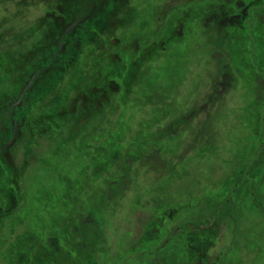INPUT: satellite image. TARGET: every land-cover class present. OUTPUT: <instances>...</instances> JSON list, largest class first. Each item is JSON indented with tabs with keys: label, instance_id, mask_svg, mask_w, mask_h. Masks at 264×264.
<instances>
[{
	"label": "rangeland",
	"instance_id": "rangeland-1",
	"mask_svg": "<svg viewBox=\"0 0 264 264\" xmlns=\"http://www.w3.org/2000/svg\"><path fill=\"white\" fill-rule=\"evenodd\" d=\"M66 2L0 0V108ZM250 2L113 0L83 23L99 34L17 107L20 132L1 130L0 264H29L15 252L52 229L63 247L37 264H196L188 238L209 225L204 264H264V2L250 24L218 12ZM155 147L158 163L127 164Z\"/></svg>",
	"mask_w": 264,
	"mask_h": 264
},
{
	"label": "flooded vegetation",
	"instance_id": "flooded-vegetation-1",
	"mask_svg": "<svg viewBox=\"0 0 264 264\" xmlns=\"http://www.w3.org/2000/svg\"><path fill=\"white\" fill-rule=\"evenodd\" d=\"M112 1L113 0H67L66 5L69 7L68 13H67L68 15L66 16L60 15L59 17L54 15L55 17L53 19L54 22H52L51 24H49V26H47V29L44 32L41 41L38 44L34 45L33 49H30L31 51H34L38 47H41L43 43L47 42V44H44V52L42 53V57L31 66L32 68L31 74H33L32 77L31 76L28 77L29 81L24 83L22 90L18 92V95L16 96V98L11 99V100L8 98L5 99L9 102V105L8 104H6L5 106L3 105L4 107H7L5 110H3L4 107L0 108V122L2 123V125H5L4 121L6 119H9L8 126L2 127V125H0V136H1L2 129L13 134L14 133L13 125L15 126L17 132L21 131V128H22L21 118H17L18 115L21 113V111L17 112L18 110L17 107L18 106L20 107L22 102H25L26 104L27 102L26 100L30 99L31 93L33 91L34 93L36 92V95H37V90L39 88L38 85L41 82V80L44 81L48 78L50 79L51 77L50 73L54 71L58 73L59 72L58 69L61 67V65H62V69L65 67L64 65L73 58V56L69 57L70 54L74 55L76 54V52H78L80 43L83 40L86 39L87 41L90 38H95V36H97L96 32H98L99 34V30L96 29L98 28L97 26L96 28L95 26L93 27L84 26L83 23H88L89 25H91L94 22V20L97 19L95 21V25H96L101 19V11L105 10L108 4L111 5ZM262 2H264V0H252V2H250L248 5L243 4V6L238 12L228 11L226 9V6L224 7L221 6L220 8L222 10L219 8L218 12L224 13V17H225L223 19L224 26H228L230 24H233V26H236V25H239L241 21L245 24H250L247 22V20L251 19V17L253 19H255V17H258V14L255 12L256 3L261 4ZM87 5H89L88 8H87ZM84 13L87 14L88 16L85 15ZM97 17H100V18H97ZM253 23L259 26V24L255 23V21ZM245 24H243V26L247 27ZM249 27H251V25ZM249 32L251 34L254 33L252 27ZM86 43H90V42H86ZM68 57L69 59H67ZM37 80H38V83L36 82ZM2 97H4L3 92L0 93V99ZM27 106L28 107L25 110H28V108L30 107L29 104H27ZM192 112L194 111H191V114ZM14 140L15 139H13L12 141ZM12 141L8 142V145ZM159 149L161 152L160 147L156 148L157 157H154L153 153L148 154V155L147 154L139 155V153L134 151L130 155L131 159L132 158L133 159L130 161L128 160L127 164L129 165L130 163L132 164L135 161H139V160L144 161L150 157H152V159L147 161V163H151L153 161V164H154L157 158H160ZM125 176L126 175L123 171V174H117L115 178H112V180L108 184L109 185H111L112 183L118 184L119 181L123 183V181H125V178H124ZM75 181L76 183L74 184H72V180L70 181V179H68L69 183L65 182L66 184L65 189H67L66 192H72L78 188L77 184L79 183V180H75ZM80 191H82V187ZM69 196L76 197L77 199L79 198V194H76V193H71L69 194ZM108 197H110V195ZM0 206L2 205L0 204ZM94 208H92V210H94ZM0 209H2V207ZM2 217L3 216L0 213V218ZM88 218H89V214H87V216L85 217L80 215L77 220H73L69 223H71L74 226V229L76 231L79 227H84L85 222ZM2 220L3 218L0 220V223H2ZM75 225H77V227ZM98 226L100 228V225ZM202 229H203L202 227L198 228L196 232L198 231L200 233H198V235H190L188 238V242H190V245H189L190 249L196 252V254L194 253L193 255H198L199 257V260L196 262V264H204V261L207 258L208 254H209L208 258L210 259L211 257V254L209 252L206 253L205 251H208L209 232H212L213 228L212 226L209 225L208 233H205ZM57 232L58 231H55L54 229H52L51 232H49L48 237H44V238L36 237L35 235L32 234L31 238L36 241V245H34L33 248L31 249H28V248L26 250L24 249L23 253H21L20 250H17L15 252L16 254L13 256L16 258H12V260H16V261L25 260V261H28L29 264H37V262H40L42 260L41 256L45 255L46 257L44 258L50 261L51 257L55 255L56 250H58L56 249L54 252L49 253V251H51V247H53L54 245L55 247L59 246V249H62L63 247L61 244L62 238L59 232L58 233ZM86 232L87 233L90 232L88 228L86 229ZM202 235L205 238H200V236ZM89 238L90 237L87 235L84 237V240L88 241ZM82 240H80L81 243H82ZM96 240H98V238ZM49 243H50V246H49ZM89 243L90 244L88 245L97 244L95 241H90ZM44 250H46L47 253L42 252ZM30 251H32V253L28 255V252Z\"/></svg>",
	"mask_w": 264,
	"mask_h": 264
}]
</instances>
